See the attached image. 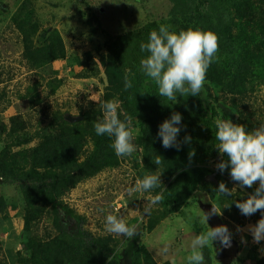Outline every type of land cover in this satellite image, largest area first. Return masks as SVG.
<instances>
[{
	"label": "rangeland",
	"instance_id": "1",
	"mask_svg": "<svg viewBox=\"0 0 264 264\" xmlns=\"http://www.w3.org/2000/svg\"><path fill=\"white\" fill-rule=\"evenodd\" d=\"M173 1L0 0V171L3 170V177L0 176V264H33L35 256L26 249V243L31 238L45 243L47 254L57 251L58 245H67L65 238L58 236L56 231V204L61 206H57L60 215L57 218L62 222H66L67 207L75 216L85 220L86 228L99 241L109 246L110 259L114 263L130 264L132 254L143 246L149 255L140 257L142 264H187L192 240L201 231L207 230V225L202 226L197 219L204 214L199 201L216 204L222 210V217L231 224L233 235L241 243V250L233 264H247V260L255 264L264 259V240L259 244L254 243L252 235L247 231L248 225L258 222L261 212L244 216L235 205L236 200L246 199L254 192L258 184L253 185L251 190L241 188L231 179L230 167L228 173L216 168L222 156H215L208 147L207 138L211 130L206 119L207 112H211V109L203 111L194 102L195 99H190L189 96L178 95L177 103L169 102L166 97L157 94V85L148 77L147 84L154 91L151 99L154 102L156 100L155 103L160 107L154 118H150L151 110L145 111L142 106L136 110L135 117L131 116L134 143L137 146V151L131 157H118L117 164L102 170L88 169L81 175L76 172L75 176L79 175L77 181H62L54 202L47 206L32 207V217L26 216L27 204L22 187L4 180L6 174L15 170L13 162L20 168L32 165L29 163V151L40 148L42 144L50 150L58 147L63 156L59 157L57 170L40 167V173L50 171L57 175L69 172L71 149L75 146V139L81 137L83 131L87 133L85 142L83 137V149L91 151L94 148L93 137L96 136L94 123L102 115H98L100 105L88 100L89 95L95 93L101 101H105V96H111L110 100L119 102V114L129 116L124 111L125 103L120 98L122 89H108L101 65V54L107 53L104 43L112 38L116 46L121 47V59L127 64H140L148 55L140 50L141 36L145 31L166 23L171 26L172 31L181 30L171 24L173 20L181 18L175 17L171 11ZM17 14H23V20L28 22L25 28L29 31L26 33L36 45L45 46L52 37L51 32L57 33L64 45L66 57L55 60L40 73L29 70L23 57L24 44L20 41L26 34L20 33L14 24ZM224 14L226 22L231 23L232 8L226 9ZM35 24L39 29L34 32L30 29ZM45 30L48 32L44 33ZM126 38L132 39L130 41ZM147 40L144 39L142 43ZM210 74L214 82H223L225 78L223 68L212 63L206 71L203 100L208 104H215L218 95L223 94L229 98L228 102L235 99L240 111V114L231 113L218 108L215 119L220 117L232 120L248 131L264 123L263 81L253 77L244 84V91L237 94L228 87H225V91L219 90ZM33 99L36 101L35 105H31ZM78 112L79 115L96 113V117L82 120L79 126H72L73 122L67 116ZM173 112L182 115L181 131L177 137L181 143L178 151L188 158L189 152L194 151V157L189 159L194 167L205 169V177L213 173L216 174L215 177L222 175V181L230 189H236L234 195L224 194L220 198L217 194L213 195L211 187L195 190L186 203L174 211L165 206L162 199L154 206L150 215H145L143 208L147 203L146 197L164 194L174 168L178 167L172 155V152L176 153L175 146L164 148L162 139L158 137L160 124ZM18 114L22 117L13 123L12 118ZM62 114L65 115L64 119ZM149 119L153 127L148 142H152V146L147 143L148 136L143 135L140 130V125ZM236 119L238 120L235 121ZM65 128L66 131L72 128L74 132H65ZM186 136H191L190 142H184ZM111 141L113 142V138ZM157 155L162 160L159 166L153 162ZM79 159H83V154ZM224 159L227 157L224 156ZM146 174H161L160 186L150 192L129 195L127 189L130 184H134L137 178L143 179ZM109 213L122 216L127 226L136 225L137 233L131 239L108 233L104 223ZM70 246L75 247L74 244ZM217 250V242L205 247V260L208 258L213 264H219L216 260Z\"/></svg>",
	"mask_w": 264,
	"mask_h": 264
},
{
	"label": "trees",
	"instance_id": "2",
	"mask_svg": "<svg viewBox=\"0 0 264 264\" xmlns=\"http://www.w3.org/2000/svg\"><path fill=\"white\" fill-rule=\"evenodd\" d=\"M230 8H232L233 14L231 23L226 22V15L224 14V11ZM171 11L175 17H181L171 22L176 29L185 30L193 27L211 31L217 35L219 52L217 59L213 63L223 68L225 78L223 82L221 80L214 82L212 74H210V78L219 90L225 91V87H228L234 90L235 93L241 94L244 91V84L249 79L255 77L264 82V0H174ZM23 19V14H17L14 17V24L20 33L26 34V36L20 38V41L24 44L23 57L26 59V65L29 70L42 71L55 60L66 57L64 45L57 33L51 32L52 37L45 46L36 45L29 34L26 33V31H29V29L25 28L28 22ZM159 27L160 25H155L149 31H145L141 36V43L144 39H148L152 30H158ZM38 29L39 26L35 24L33 29L30 30L35 32ZM47 32L48 30L44 31V33ZM131 39L127 40L131 41ZM104 49L107 50V53L101 54V65L107 78L108 89H122L120 98L125 103L124 111L129 116L135 117L137 115L136 110L142 106L145 111L151 110L150 118H154V114L159 111L160 105L155 103L156 100L154 102L151 99L154 91L151 86H148L147 77L140 70V64H134L133 62L127 64L125 60L121 59L119 56L121 47L116 46L112 38H109L104 43ZM125 75L131 79L133 84V87L127 91L124 90ZM189 97L190 99H195L194 102H197L198 107L203 111L211 109V112H207L208 116L206 119V123L211 130V134L207 138L208 147L215 156H219L220 153L215 148L218 141L214 135L217 110L218 108H223L231 113L240 114L238 103H236L235 99L232 102H228L227 99L229 98L223 94L218 95L215 104L206 103L202 94L199 97ZM110 99L111 96L108 95L104 98V100ZM34 103L36 104L35 99H33L31 105ZM95 114L84 113L79 116H83L82 120H90ZM98 115H102L101 112ZM119 115L121 120L125 118V116ZM21 117V114H18L12 118V122L16 123ZM61 117L64 119L65 115L62 114ZM82 120L73 122L71 125L74 126L76 124L79 126V122L81 123ZM67 123L70 124L69 122ZM152 127L150 119L140 125L143 135L148 136V144L150 143L148 141ZM65 132H74V130L68 128L66 131L65 128ZM82 133L81 137L75 139V146L71 149L69 172L57 175L55 172L51 173L50 171L38 172L40 167H51L53 170H57V162H60L59 157L63 156V153L61 154L58 151V147L50 150L45 144H42L40 148L37 147L29 151L28 158L31 161L29 163H32V165L20 168L17 163H12L15 170L10 171V174H6L4 180L7 183L19 184L22 187L27 204L25 209L26 216L32 217L31 209L35 205L47 206L48 203H53L54 198H57V189L61 187L62 181L69 182V180L73 179L72 183H74L77 181V177L88 169L97 171L118 163V157L111 147V137L106 135L94 136V148L91 151H87L83 149V137L85 142L87 133L85 131ZM149 145L152 146V142ZM174 148L176 153L172 152V155L176 159L178 167L174 168L172 179L163 194L165 206L171 211L177 210L186 203L193 191L208 187H211L212 191H214L213 195L217 194L219 198L224 195L217 191L219 183L224 179L222 175L216 176L217 183L214 181L208 182L204 176L205 169L194 167V163L188 157L179 152L177 147ZM81 154H83L82 160L79 159ZM50 157L52 158L51 161L49 160ZM221 159H224V157L220 158L219 161ZM46 161L48 162L46 163ZM76 172H80V174L75 176ZM225 172L228 173V169ZM0 174L3 177V170L0 171ZM248 190L251 189L248 188ZM57 206L59 205H55L56 215H54L56 218V231L58 236L65 238L63 239L67 245H58L57 251L47 254V245L31 238L26 243V249L35 256L33 264H121L111 261L109 246L99 241L86 228L85 220L75 216L73 212L68 210V207L67 211L65 210L66 222L59 220L57 218L60 216ZM59 207L61 208V206ZM154 225L155 223L151 225V228ZM70 244H74L75 247H71ZM139 248L138 252L140 253L134 252L132 254L130 264H142L140 257L149 255L145 247L140 246ZM36 254L39 256H36ZM205 261L204 264H213L208 258ZM124 263L127 264L126 262ZM246 263L252 264L249 260ZM255 264H264V259L259 260Z\"/></svg>",
	"mask_w": 264,
	"mask_h": 264
},
{
	"label": "clouds",
	"instance_id": "3",
	"mask_svg": "<svg viewBox=\"0 0 264 264\" xmlns=\"http://www.w3.org/2000/svg\"><path fill=\"white\" fill-rule=\"evenodd\" d=\"M140 50L148 54L140 61L142 73L157 85V94L160 97H166L169 102L177 103L178 95L201 96L206 82V71L217 59L219 46L217 35L211 31L189 27L176 32L171 30L170 25L161 24L158 30L149 33L147 42L141 43ZM132 87L131 79L125 75L124 90L127 91ZM88 100L98 103L102 113V118L96 119L94 123L96 135L113 138L111 147L117 157H131L137 151L131 125L132 117L125 116L123 120L120 119L118 101H101L95 93L89 95ZM72 115L78 116L79 112ZM181 122L182 115L173 112L160 124L158 137L162 139L164 148L181 147L177 139L181 131ZM214 135L218 141L215 148L222 157H227L221 159L216 164V168L224 172L230 167L231 179L241 188H252L253 185L258 184L254 192L246 199L236 200L235 205L244 216L261 212L258 222L247 227L253 242L259 244L264 240V123L248 131L241 124L217 117ZM190 141L191 136L184 138V142ZM194 155V151L189 152V158ZM153 162L159 166L162 163L161 157L155 156ZM160 176L161 174H146L143 179L137 178L134 184L128 187V194H143L159 187ZM235 189V187L230 189L221 181L217 191L232 196ZM146 199L143 212L145 215H150L154 206L162 201L163 194L148 196ZM203 213L197 219L202 226L207 225V230L201 231L192 240L187 264H204L203 249L213 245L214 242H219L223 247H231L232 244V233L226 225L211 227L208 223L210 215L222 214V210L213 203L211 212L203 211ZM104 227L108 233L130 239L137 233L136 225L127 226L122 216L112 213L106 216Z\"/></svg>",
	"mask_w": 264,
	"mask_h": 264
},
{
	"label": "water",
	"instance_id": "4",
	"mask_svg": "<svg viewBox=\"0 0 264 264\" xmlns=\"http://www.w3.org/2000/svg\"><path fill=\"white\" fill-rule=\"evenodd\" d=\"M67 119L69 121H72V122H74V121H80V120L83 119V116H73V115L69 114L67 116ZM215 175L216 174L213 173V174L207 176L206 177V180L208 182L214 181V182L217 183V179H216ZM199 207L205 213H209V212H211V209L213 207V203L199 201ZM217 208H218V206H217ZM208 223H209V226H211V227H215L217 225H226L228 227L229 231L232 233V244H231V247H223V246L220 245L219 242H217V244H218V250H217V253H216V260L219 262V264H233L234 261H235V259L238 256L240 250H241V243L233 235V231H232V228H231V224L229 222H227L222 217L221 214H213V215H210L209 216Z\"/></svg>",
	"mask_w": 264,
	"mask_h": 264
}]
</instances>
